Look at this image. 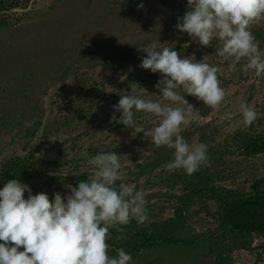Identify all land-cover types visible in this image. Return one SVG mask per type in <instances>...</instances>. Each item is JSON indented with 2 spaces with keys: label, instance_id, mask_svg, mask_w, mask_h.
Segmentation results:
<instances>
[{
  "label": "rangeland",
  "instance_id": "rangeland-1",
  "mask_svg": "<svg viewBox=\"0 0 264 264\" xmlns=\"http://www.w3.org/2000/svg\"><path fill=\"white\" fill-rule=\"evenodd\" d=\"M187 10V0H29L26 8L10 9L0 20V188L19 179L33 194L67 195L65 185L78 187L92 174L84 153L114 151L123 165L117 185L135 184L145 194V223L172 219L162 226L165 232L198 238L194 245L146 247L132 255L135 264H257L264 232L226 228L220 203L230 191L264 199V75L245 74L246 61L231 69L214 47H202L176 29ZM252 31L264 50V21ZM152 43L181 57L207 55V62L220 68L218 79L227 91L217 110L185 94L197 110L181 134L190 144H206L210 161L191 176L166 168L173 150L157 148L143 133L116 123L121 113L113 105L131 86L147 99L165 102L155 88L160 74L139 67L146 53L138 49ZM242 100L258 113L247 128ZM140 117L147 119L146 129L159 122L151 114ZM29 151L41 166L7 177V158ZM117 229H110L108 243L128 238L125 228ZM117 254L109 249V255Z\"/></svg>",
  "mask_w": 264,
  "mask_h": 264
},
{
  "label": "clouds",
  "instance_id": "clouds-1",
  "mask_svg": "<svg viewBox=\"0 0 264 264\" xmlns=\"http://www.w3.org/2000/svg\"><path fill=\"white\" fill-rule=\"evenodd\" d=\"M138 7L143 9L144 4ZM187 8L176 29L202 47H214L218 57L231 61V69L246 61L245 74L251 70L257 77L264 75V50L252 31L254 24L264 21V0H187ZM138 50L146 53L139 67L160 74L155 88L165 102L147 99L131 86L113 105L121 113L116 123L143 133V139L157 148L173 150L174 159L166 168L191 176L210 161L206 144H190L181 134L197 110L185 94L219 109L227 96L218 79L220 68L209 64L207 55L201 60L181 57L156 43ZM239 108L244 127L252 126L258 118L256 109L243 100ZM140 113L157 117L158 124L146 129L134 118ZM83 155L92 174L78 187L65 185L67 195L56 192L50 199L45 192L33 194L19 179L0 188V264H135L123 248L116 256L109 255L108 240L110 229L133 219L140 225L148 221L145 194L135 184L117 185L123 165L116 152Z\"/></svg>",
  "mask_w": 264,
  "mask_h": 264
},
{
  "label": "trees",
  "instance_id": "trees-1",
  "mask_svg": "<svg viewBox=\"0 0 264 264\" xmlns=\"http://www.w3.org/2000/svg\"><path fill=\"white\" fill-rule=\"evenodd\" d=\"M28 1L29 0H0V20H3V17L6 16L10 9L16 7L26 8ZM140 114L134 117L137 122L141 118ZM141 119L139 123L146 125L147 119ZM120 125L123 126V124L118 123V126ZM254 146L259 148L260 145L255 144ZM261 146L263 148L264 145ZM89 153L90 155L94 154L93 152ZM39 165L41 166V162L39 158L37 159L35 156V152L29 151V153L24 155L16 154L14 157L7 158V161H5L3 165V170H5L4 173L7 174L8 177L11 173L22 174L25 172H33ZM74 183L76 182L73 181V184ZM229 193L230 198L220 203L226 214L224 222L227 221V223H229L226 224V228L237 231L239 234L245 231L264 232V199L259 197L238 196L236 191H230ZM171 220L172 219L159 220L140 225L133 219L128 225L117 226L119 229H126L128 238L117 243H109L111 246L110 248L116 250L123 248L129 254L134 255L141 253L144 248L160 242L189 245L197 243L198 238H183L165 232L162 226L169 223ZM117 227L116 230H118ZM260 248L264 249V244H261ZM256 260L257 264H264V252H259Z\"/></svg>",
  "mask_w": 264,
  "mask_h": 264
}]
</instances>
